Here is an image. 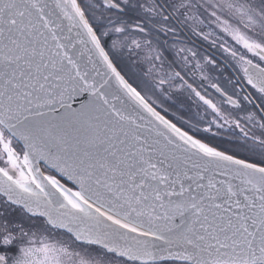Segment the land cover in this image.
<instances>
[{"label":"snow or ice","instance_id":"snow-or-ice-1","mask_svg":"<svg viewBox=\"0 0 264 264\" xmlns=\"http://www.w3.org/2000/svg\"><path fill=\"white\" fill-rule=\"evenodd\" d=\"M202 7L193 0H0V264H264V131L250 136L241 128L243 142L229 148L215 139L211 125L224 126L216 120L201 129L179 116L178 126L105 48L109 33L118 34L111 48L143 53L159 68L161 93L165 84L186 87L240 128L180 71L163 72L170 34L184 66L197 57L179 33L188 21L204 23L193 15ZM208 7L220 32L243 49L220 45L260 94L264 113V0ZM86 9L118 18L108 28L90 22ZM139 9L143 22L123 18ZM129 28L142 38L128 40ZM194 66L202 67L198 59ZM247 120L264 130V115L250 112ZM54 230L67 238H54Z\"/></svg>","mask_w":264,"mask_h":264},{"label":"flooded vegetation","instance_id":"flooded-vegetation-1","mask_svg":"<svg viewBox=\"0 0 264 264\" xmlns=\"http://www.w3.org/2000/svg\"><path fill=\"white\" fill-rule=\"evenodd\" d=\"M102 2V0H98L94 3ZM134 3H147L150 0H132ZM194 3L204 4L205 7L194 9L193 15L198 17V20H203V24L194 23L192 21H188L186 25L182 26L181 31L179 33V42L182 43L183 46L186 48L191 49L197 53L196 58L189 57V61L187 66L183 65V62L180 59V56L176 55L175 47H170V45L175 44L177 41L173 38L170 34L167 37L169 41L168 45H165L164 48V66L163 72L171 73L172 71H180L181 75L184 76V79L193 85L197 91L204 95L207 99H211L213 103L217 104V106L221 110V114L226 117L229 121H239L240 128H236L234 124H225L223 119H220V124H223V128L217 129L215 124H212V128H215L222 137L224 143L231 148V140L233 142H243L244 135L241 132V128L244 131L248 132L249 135L255 134L259 136L261 134L262 129L259 126H253L247 120V115L250 112L256 113L257 118L264 113L260 112V109L257 105L260 104V100L258 99L259 93L256 92L255 89L251 88L250 85L247 84V81L244 77L243 71L240 65L236 62L235 59L229 56L228 53L224 52L223 49L220 47L221 44H224L225 47H231L237 49L238 51L242 52L243 49L240 48L230 37L225 36L223 33L220 32V29L216 27V25L212 22L213 17H211V12L213 9L208 7V3H214L216 0H193ZM207 8V11H205ZM101 11L102 13L108 12L109 14H113V12H109L106 9H95V16ZM219 14V13H218ZM145 17V13L143 9H139L136 13H129L127 16L123 17L124 19L128 20L130 24H135L136 22H143ZM195 27L196 31L199 32L203 29V34L197 36L193 33L192 28ZM210 34V35H209ZM203 35H208V39H203ZM123 38V37H122ZM141 34L132 31L129 28L127 39H140ZM165 39L163 35H161V42ZM215 41V43H213ZM127 43V41H125ZM127 50L131 48L125 47ZM249 58H252L254 62H259L257 58L251 57L250 54ZM128 57V56H127ZM129 58V57H128ZM140 58V63L143 66V69L140 71V74L143 76L145 80L149 84V87L154 88V94L156 95V102L154 106L159 110H169L175 117H179L178 113L182 115L183 110L178 109L177 106H174L172 103L167 102L166 96L168 93H172L176 95L177 93H184L187 98H189L188 105H194L195 107H201V110L207 109L208 113L212 114V110L208 108L206 105L203 104L202 101L199 100L198 97L195 96L189 89L186 87L184 89H177V88H169L167 84L163 85L162 87L165 89L163 93H161L160 88H156L151 86V79H156V73L159 71L158 67H154V70H149L150 63L144 59L143 53L138 54V59ZM205 58H211L215 61V65H208L206 63ZM200 61L202 65L201 68H196L194 65L196 60ZM175 61V63H173ZM159 62H157L158 64ZM151 73V74H150ZM203 77L206 78H202ZM212 84H218L221 89L227 94V96H231L234 100H238L240 102L241 107L234 108L231 103L227 101L226 96H222L219 92L216 91ZM144 89V88H143ZM170 91V92H168ZM149 92V91H148ZM251 94V95H249ZM248 96L249 100L252 102L249 103L248 100H245L244 97ZM187 100V99H186ZM176 100V105L179 107H186L183 105V101ZM186 103V102H185ZM165 105L166 108L163 106ZM161 109V110H160ZM200 110V109H199ZM205 113V111L203 112ZM209 123L205 125L208 126ZM3 161H0V167H4ZM4 198L0 196V213L4 212V208L2 206ZM18 214V213H17ZM54 238L58 239H66L65 235L55 236L54 230Z\"/></svg>","mask_w":264,"mask_h":264},{"label":"trees","instance_id":"trees-1","mask_svg":"<svg viewBox=\"0 0 264 264\" xmlns=\"http://www.w3.org/2000/svg\"><path fill=\"white\" fill-rule=\"evenodd\" d=\"M79 3H81L82 6L87 5L88 3H92V1L97 2L98 0H78ZM90 1V2H88ZM99 3H101L99 1ZM95 11V9H86V14H88L90 22L96 24V23H102L104 25H106L108 28H111V25L107 24L108 19H117V15L115 13L113 14H109L108 12H103V20H98L97 18L101 16V11L97 14V16H93L92 12ZM118 36V34L116 35V37ZM114 37V33L110 32L109 33V37L105 38V48L107 51H109L110 56L113 58V62L117 65L118 69L122 70V73L125 75V77L129 80L130 83H132L134 86L138 87V90L142 91V94H146V97H150L151 99L149 100L150 102L155 101L156 98H154V94H150L148 93V91H146L145 89H143L142 86H149V84L147 82H149L148 80H145L143 78V76L140 74V72L138 71H134V73L136 74V77H132L128 74L126 66L128 63V67H130V69H135V66L133 64V62L129 61V58L124 55L121 54L118 51H115L114 49L111 48V40ZM154 91V88H153ZM155 92V91H154ZM167 102L172 103L174 106H177L178 109L183 110L182 115L178 113L179 116H183V118L185 120H190L193 123H197L199 125V127L201 129H203V127H205V125L207 123H210L213 120H216L217 123H220L219 118H217V116L212 112V114L208 113L207 109H203L201 110V107H195L194 105H187L186 107L182 108L179 107L178 105H176L174 102H172L171 100H169L168 98H166ZM157 101V100H156ZM155 101V102H156ZM180 102V101H178ZM155 104H158L157 102ZM154 104V105H155ZM200 109V110H199ZM161 110V109H160ZM205 111V113H203ZM161 112L163 114H166L168 118L173 119V122H176L178 124V126L180 125L181 121L178 120L174 114H172L169 110L167 111V113H165L164 110H161ZM183 127L188 130L189 129V125L188 124H184ZM213 132L218 133V135L216 136V140L219 141H223L222 137L220 135V133L213 128ZM202 135H211L208 133H200ZM221 147H228V145L226 144H221Z\"/></svg>","mask_w":264,"mask_h":264},{"label":"rangeland","instance_id":"rangeland-1","mask_svg":"<svg viewBox=\"0 0 264 264\" xmlns=\"http://www.w3.org/2000/svg\"><path fill=\"white\" fill-rule=\"evenodd\" d=\"M88 2H90V1H88ZM92 3H94V1H92ZM116 35L117 34H115L114 33V37H113V39H116L117 37H116ZM120 38H122V37H120ZM112 39V40H113ZM111 40V41H112ZM130 49V48H129ZM127 50L126 48H123V49H114L115 51H118V52H120L121 54H124V55H126V56H128L129 57V61L130 62H133V64H134V66H135V68H136V70L135 69H130V67H128V63H127V66H126V69H127V71L126 72H128V74L130 75V76H132V77H136V74L134 73V71H138V72H140L142 69H143V66H142V64L140 63V58L138 59V54H139V52L138 51H136V50ZM154 70V66L153 65H151L150 64V67H149V70ZM151 74V73H150ZM151 86H153V87H155L156 88V85L158 84V82L157 81H155L154 79H151ZM146 91H149L148 93H150L151 95L152 94H154V91H153V88L152 87H149V86H142ZM168 92H170V91H168ZM175 94V93H174ZM174 94H172V93H168V95L166 96L168 99H169V97H170V99L169 100H171L172 102H174V103H176V100H180V101H183V105L184 106H187L188 105V103H189V98H187L186 97V95H184V93H177L176 95H174ZM154 98H156V95L154 94ZM187 99V100H186ZM156 101V100H155ZM186 102V103H185ZM165 108H166V106L165 105H163ZM229 143H231V145H233V144H238V143H240V142H233L232 140L229 142Z\"/></svg>","mask_w":264,"mask_h":264},{"label":"water","instance_id":"water-1","mask_svg":"<svg viewBox=\"0 0 264 264\" xmlns=\"http://www.w3.org/2000/svg\"><path fill=\"white\" fill-rule=\"evenodd\" d=\"M43 166H44V165H41V170H43V168H42ZM44 167H46V166H44ZM68 183L71 184V182H68ZM71 185H72V184H71ZM72 186H73V185H72ZM73 187H74V186H73ZM74 190H78V189L74 187Z\"/></svg>","mask_w":264,"mask_h":264}]
</instances>
